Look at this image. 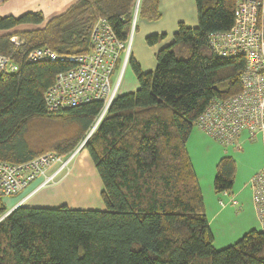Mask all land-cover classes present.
I'll return each instance as SVG.
<instances>
[{
    "label": "trees",
    "instance_id": "obj_1",
    "mask_svg": "<svg viewBox=\"0 0 264 264\" xmlns=\"http://www.w3.org/2000/svg\"><path fill=\"white\" fill-rule=\"evenodd\" d=\"M237 2L195 0L198 25L179 22L173 42L156 53L154 71L144 72L129 59L139 88L116 96L84 145L103 184L104 209L65 204L8 208L0 197V264H264V229H252L223 249L214 247L188 150L196 121L210 102L243 90L245 58L219 57L208 43L211 33L233 26ZM136 4L137 0H78L44 26L42 11L0 15V55L18 67L0 73V161L20 165L48 153L34 148L27 138L34 119L73 127L68 137L53 143L55 153L65 156L78 148L102 103L49 112L46 90L59 72L74 64L31 62L28 55L40 48L60 55L90 52L91 31L99 18H106L127 44ZM161 16L160 0H140L139 19L156 21ZM20 26L28 28L13 32ZM165 36L151 35L147 42L153 45ZM16 37L21 44L16 45ZM236 174V160L222 157L215 191L231 192Z\"/></svg>",
    "mask_w": 264,
    "mask_h": 264
},
{
    "label": "built area",
    "instance_id": "obj_2",
    "mask_svg": "<svg viewBox=\"0 0 264 264\" xmlns=\"http://www.w3.org/2000/svg\"><path fill=\"white\" fill-rule=\"evenodd\" d=\"M139 7L140 0H137L132 30ZM90 41L92 49L85 54L60 55L50 48H40L31 51L28 60L74 64L71 69L59 72L53 85L46 90V109L58 112L89 102H101L103 108L91 127L92 134L119 94L131 55V36L124 44L109 21L99 18L91 31ZM208 43L219 57L241 55L245 58L246 68L241 77L243 90L226 99L214 98L197 119L196 126L226 147H238L239 137L244 132L251 138L260 132L264 136V2L238 0L233 26L228 31L211 33ZM17 69L10 57L0 55V73ZM83 145L68 157L50 152L20 165L0 161V197L14 196L38 181L35 189L19 204L24 203L35 191L55 182ZM55 165L60 166L50 173L49 169ZM251 184L255 208L264 229V167L254 175Z\"/></svg>",
    "mask_w": 264,
    "mask_h": 264
},
{
    "label": "rangeland",
    "instance_id": "obj_3",
    "mask_svg": "<svg viewBox=\"0 0 264 264\" xmlns=\"http://www.w3.org/2000/svg\"><path fill=\"white\" fill-rule=\"evenodd\" d=\"M160 11L162 16L156 21L138 18L131 32L130 58L136 60L144 72L155 70L157 67L156 53L173 42L174 34L178 31L179 22H185L189 27H196L198 25L195 0H171L167 4V8L163 10L164 12L161 7ZM26 28L28 27L20 26L13 32L25 31ZM151 35L166 36L158 43L150 45L147 42V37ZM14 41L16 45L22 43L18 37L14 38ZM138 88L139 82L134 68L128 62L122 76L119 95L134 92ZM72 129L73 127L63 126L59 121L34 119L29 123L27 138L34 148L44 149V153H55L51 148L53 143L68 137ZM90 133L91 129L78 147L82 144L85 145L94 132ZM243 135L248 136L246 143L242 141L239 142L238 147L235 145L226 147L195 126L188 140V150L202 186L206 215L209 217L208 220L215 213L216 204H219V199L226 203L228 207L227 209L224 208L222 215L217 220L212 221V224L209 222L211 231L214 233V247L217 250L235 244L245 233L254 229V225L258 231H263L261 222L259 220L255 222V214H258L252 200L253 188L251 180L258 172L255 170L259 167H261V170L264 167V136L261 132L257 133L254 138H251L247 132H244ZM84 145L76 153L72 162L68 165L69 167L62 171L61 176L55 182L45 187L66 182L61 192L53 197V200H59L60 204L58 206L65 204L70 208L104 209L105 204L101 197L103 184L95 164L85 150ZM226 155L232 156L237 163L236 180L234 181L232 191H236L237 189L241 191L236 196L232 191L229 193H217L214 189L217 163ZM65 157H68V155H65ZM59 166L55 165L53 169H49V172H54ZM9 198L5 197L4 199L8 201ZM48 207L56 206L48 205ZM2 218H0V221ZM236 234L237 238L234 239L232 244L228 243L225 247H222L228 240L234 238ZM238 234H241L240 237H238Z\"/></svg>",
    "mask_w": 264,
    "mask_h": 264
},
{
    "label": "crops",
    "instance_id": "obj_4",
    "mask_svg": "<svg viewBox=\"0 0 264 264\" xmlns=\"http://www.w3.org/2000/svg\"><path fill=\"white\" fill-rule=\"evenodd\" d=\"M77 1L78 0H2V1H0V15L1 16L13 15V16L17 17V16H20V15L27 13V12L42 11L44 18H45V21L41 26H44L51 18L62 14L71 5H73ZM170 2H171V0H160V7H161L162 11L167 8V4ZM28 27H33V26L30 25ZM138 28H139V26H138ZM2 32L3 31H0V34ZM201 131H203V130H201ZM242 141H244L245 143L248 141V136H244L243 133L239 137L238 142H242ZM260 168L261 167L257 168L255 171L256 172L259 171ZM198 180H199V177H198ZM199 182H200V180H199ZM37 183H38V181L34 182L33 184L30 185V187L28 189L24 190L18 196L10 197L8 199V201H5L8 208H15L21 202L22 199H24L27 195H29L33 191V189H35ZM65 184H66V182H62L58 185H52L49 187H45V188L37 191L36 193H34L31 197H29L25 201L26 203L24 202V203H22V205L32 206V207H48V205H53V206L57 207L60 204V202L58 199L53 200V197L58 195V193L61 192V189L64 188ZM200 186H201V183H200ZM240 191L241 190L237 189L236 191H232V193L236 196V195L240 194ZM252 200H253V197H252ZM55 203H58V204H55ZM215 203H216V200H215ZM253 204H254V200H253ZM224 208H226V209L228 208L227 204L219 199V204L218 205L216 204V211L212 215V217H210V219H209V222H211V224H212V221L217 220L222 215V213L224 212ZM254 208H255V204H254ZM101 209H103V208H101ZM256 220H259V218H258V215L255 214V222H256ZM254 229H256L255 225H254ZM212 233H213V231H212ZM242 233H244V232L242 231ZM240 235L241 234H238V237H240ZM236 238H237V234L235 235L234 238L228 240V242H226V244H223L222 247H225L228 243L232 244V242Z\"/></svg>",
    "mask_w": 264,
    "mask_h": 264
},
{
    "label": "water",
    "instance_id": "obj_5",
    "mask_svg": "<svg viewBox=\"0 0 264 264\" xmlns=\"http://www.w3.org/2000/svg\"><path fill=\"white\" fill-rule=\"evenodd\" d=\"M20 205H22V204H18L17 206H20ZM17 206H16V207H17ZM16 207H15V208H16ZM12 210H13V209H12Z\"/></svg>",
    "mask_w": 264,
    "mask_h": 264
}]
</instances>
